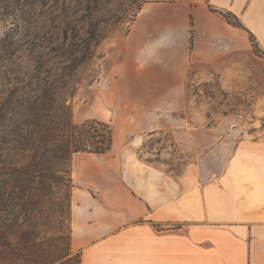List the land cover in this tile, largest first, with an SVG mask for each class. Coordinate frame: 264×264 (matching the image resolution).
I'll return each mask as SVG.
<instances>
[{"label":"crops","instance_id":"obj_1","mask_svg":"<svg viewBox=\"0 0 264 264\" xmlns=\"http://www.w3.org/2000/svg\"><path fill=\"white\" fill-rule=\"evenodd\" d=\"M252 35L264 55V0H143L109 74V95L122 99L112 151L73 158L82 264H264V128L170 118L188 108L190 68L252 51ZM180 129L186 165L175 177L148 161L146 144Z\"/></svg>","mask_w":264,"mask_h":264},{"label":"rangeland","instance_id":"obj_2","mask_svg":"<svg viewBox=\"0 0 264 264\" xmlns=\"http://www.w3.org/2000/svg\"><path fill=\"white\" fill-rule=\"evenodd\" d=\"M142 3L0 0L4 245L30 240L63 247L60 239L71 231L72 162L57 160L46 146V116L66 106L76 124L100 119L114 127V121L122 122V99L109 95L113 85L109 74L122 57L123 43ZM186 89L188 108L170 116L173 122L245 125L243 133L253 129L249 124L264 128V55L259 49L234 54L216 66L193 65ZM181 133V129L164 131L146 144L157 155L148 161L158 162L175 177L186 165ZM162 149L168 152L166 159ZM6 253L0 264H19L14 253Z\"/></svg>","mask_w":264,"mask_h":264},{"label":"trees","instance_id":"obj_3","mask_svg":"<svg viewBox=\"0 0 264 264\" xmlns=\"http://www.w3.org/2000/svg\"><path fill=\"white\" fill-rule=\"evenodd\" d=\"M212 10L215 11L213 8ZM223 16L234 27L246 29L234 14L227 13L223 14ZM251 41L253 49H259L253 35L251 36ZM191 46L193 47V29ZM51 72L49 69L47 73L51 74ZM45 110L48 113L52 112L50 108ZM46 117L44 140L46 146L49 145L51 147L50 151L55 154L54 157L57 160H67L72 162L73 165V158L76 154L105 155L112 151L114 129L110 124L98 119H89L81 124H76L73 122L70 108L66 106H63L57 114L47 115ZM73 187L74 185L72 189ZM4 229V223L0 221V263L6 261L5 257L8 256L6 252L10 250L15 254L13 259L19 264H72L74 260H76L77 264H82L81 252H77L76 255L71 257L76 253L72 249V227L71 231L60 239L63 247L51 243L43 246L36 245L30 240L4 245ZM2 252L4 253L2 254Z\"/></svg>","mask_w":264,"mask_h":264}]
</instances>
